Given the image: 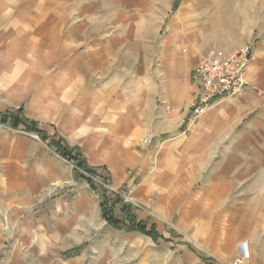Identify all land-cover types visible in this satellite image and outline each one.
Wrapping results in <instances>:
<instances>
[{
  "label": "crops",
  "instance_id": "0c3cea01",
  "mask_svg": "<svg viewBox=\"0 0 264 264\" xmlns=\"http://www.w3.org/2000/svg\"><path fill=\"white\" fill-rule=\"evenodd\" d=\"M244 44L253 48L244 95L183 124L198 61ZM0 90L29 100L39 129L79 148L114 187L134 188L208 255L264 264V0H0ZM150 135L161 140L156 152L139 145ZM6 136L3 264H87L91 255L114 264L98 192L59 153ZM193 197L196 206H183ZM178 247L193 264H215L188 240Z\"/></svg>",
  "mask_w": 264,
  "mask_h": 264
},
{
  "label": "rangeland",
  "instance_id": "374dc122",
  "mask_svg": "<svg viewBox=\"0 0 264 264\" xmlns=\"http://www.w3.org/2000/svg\"><path fill=\"white\" fill-rule=\"evenodd\" d=\"M209 56H213L217 58L223 57L214 54H210ZM194 97H193V102H194ZM13 99H14L13 96L12 97L9 96L8 91L0 90V109L4 110V111H0V113L1 114L13 113L19 116L20 119L24 120V122L22 121L19 126L14 127L11 126L8 122H2L0 120V132L5 133L6 135L8 134V136L11 139L14 138V140L22 137L24 138L26 137L31 141L38 142L39 144H41V146H44L47 150H50V152L57 154L58 152L55 151L54 146L50 145L48 143V140H45L42 137V135L44 134L47 136L50 135L39 129L37 121L32 120L34 119L35 116L32 115L29 111V107H30L29 100L18 101V103H16L14 102ZM8 120H10V118ZM28 126L37 127L38 130L37 131L30 130ZM50 137H53L54 139L58 140V138H56L55 135ZM170 137L174 138V135ZM10 138L8 140H10ZM149 138L152 139L151 145L144 143V140ZM155 138L158 137L150 135L144 138L143 140L141 139L140 144L139 143L138 144L140 145V147L145 148L146 150L150 149L156 152L158 147L157 144H159V142L161 143V140ZM75 150L81 152L85 160L87 161L86 155L79 148H75ZM68 162L70 163L71 167L75 170V172L76 170H79V172L83 174V177L78 176L76 173L75 174L78 177L85 179L89 183L92 190L98 192L100 203H102L105 200L104 196L106 197V205H107L106 208L113 210L116 217L125 219V214L122 210V206L125 204L131 207L134 214L137 215L136 218L138 221L140 220L147 221L148 228H150L151 225L155 224V226H157L159 233L162 234V238H159L158 240H153L150 237L137 231L129 232V230H127L126 228H116L110 225L107 219L104 218L105 227L108 228L109 231H111L110 236L113 238V243H110L109 245L111 247H114L115 249L114 251L115 254L114 256H112V258L115 260V261L113 260L114 264H193V260H191V257L185 255L184 250L179 249L178 247V244L182 242H186L187 240L193 244V246L199 253V256L210 258L215 262V264H228V262H224L220 260V258L218 257H215L213 255L212 256L208 255V252L205 250L203 244L199 240L194 238L190 234V232L184 229L180 225V223H178L176 220L166 219L161 214H159L152 206H150L148 202L145 203L139 200L137 197H135L136 191L134 190V188L130 197L131 198L130 201L133 202L132 204H127L122 202L123 197L120 196L118 193H116L118 195H112L111 193L113 192V190L120 191L122 194H124L125 191L129 192V190L132 188L129 187L125 188V185H122L120 187H114L112 185V182L110 180L111 178L108 172H106V170L102 166L93 167L90 166L87 161L88 165L95 170V172H91L88 170H84L82 168H78L70 160H68ZM89 180H92L93 184H96L98 189H96L97 187L92 186ZM98 180L103 181L104 184H99ZM136 182L138 184V181H135L133 185H136ZM196 199L197 198L195 197H193L192 199L186 198L183 206H196V204H194ZM118 204H120V206H115ZM141 213H144L147 216V218L140 217ZM5 228L8 229L9 225L6 224ZM166 238L171 241L166 242V240H164ZM104 239L105 237L102 236L101 241H104ZM107 242H108L107 239H105L104 243L107 244ZM84 246L78 245L69 249L63 254V257L70 258L72 256H76ZM89 259L90 260L88 261L87 264H93L95 262L92 259V255L90 256ZM0 264H3L2 256H0Z\"/></svg>",
  "mask_w": 264,
  "mask_h": 264
},
{
  "label": "built area",
  "instance_id": "2783aa9c",
  "mask_svg": "<svg viewBox=\"0 0 264 264\" xmlns=\"http://www.w3.org/2000/svg\"><path fill=\"white\" fill-rule=\"evenodd\" d=\"M252 58V45L244 44L229 56L222 58L208 56L199 60L193 74L197 86L194 102L191 111L181 119V122L188 124L199 121L222 98L242 97L249 87L247 72ZM144 143L149 145L152 139H145ZM98 183L104 184L101 180H98ZM132 192L133 189L125 191L124 194L113 190L111 194H119L123 197L122 202L132 204L130 201ZM245 261V256L239 255L228 264H246Z\"/></svg>",
  "mask_w": 264,
  "mask_h": 264
},
{
  "label": "trees",
  "instance_id": "16d2710c",
  "mask_svg": "<svg viewBox=\"0 0 264 264\" xmlns=\"http://www.w3.org/2000/svg\"><path fill=\"white\" fill-rule=\"evenodd\" d=\"M10 116V117H9ZM10 120H8L9 118ZM0 120L2 122H8L11 126L17 127L20 125V123L24 120L20 119L19 116L13 114V113H7V114H1L0 113ZM10 121V122H9ZM30 130L37 131V127H31L28 126ZM42 137L45 140H48V143L52 146H54L55 151L58 152L62 157L72 161L78 168H82L84 170H88L91 172H95L93 168H91L87 161L85 160L83 154L79 152L78 150H75V148H70L65 143H62V139H54L53 137L42 135ZM76 174L78 176L83 177V174L79 172V170H76ZM92 186L97 187L96 184H93L92 180H89ZM100 188V187H99ZM98 189V187L96 188ZM101 189V188H100ZM105 199V200H104ZM104 201L101 203L102 208V214L104 218L107 219V221L110 223V225L116 227V228H126L129 231H137L144 235H147L149 237H152L154 240H158L159 238H162V235L157 230L155 224L151 225L150 228H148V224L143 221H138L136 218V215L132 211L130 206L123 205L122 210L125 214V219L118 218L115 216V213L113 210H110L106 208V197L104 196ZM110 206V205H108ZM166 240V239H165Z\"/></svg>",
  "mask_w": 264,
  "mask_h": 264
}]
</instances>
